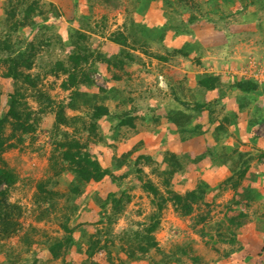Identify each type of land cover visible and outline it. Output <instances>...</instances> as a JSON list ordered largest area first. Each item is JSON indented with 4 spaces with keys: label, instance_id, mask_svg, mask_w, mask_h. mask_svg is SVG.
I'll return each instance as SVG.
<instances>
[{
    "label": "rangeland",
    "instance_id": "374dc122",
    "mask_svg": "<svg viewBox=\"0 0 264 264\" xmlns=\"http://www.w3.org/2000/svg\"><path fill=\"white\" fill-rule=\"evenodd\" d=\"M28 1L25 0L24 4ZM44 1L48 3L50 0ZM54 1L61 15L48 21L53 24L50 30H31L30 27H21L20 30L15 31L11 27L15 18L6 20L7 0H0V38L11 32L15 39L20 36L28 40L47 39V37L52 40L50 44H43L39 50L31 72L40 74L39 87L48 91L57 103L67 102L70 90L64 89L62 85L66 78L65 74H54L49 71L56 60L67 58L69 46L66 42L71 28H82L87 31L90 35L89 45L96 53L102 51L110 56L117 55L123 47L131 49L137 58L136 61L128 63L125 69L114 65L108 66L100 61L86 66V69L92 73L96 83L95 88L102 86L110 90L112 97L106 100V104L111 113L130 108L137 116L135 126L128 125L120 131L114 129L115 121H109L106 115L102 116L99 124L106 141L89 142L90 151L103 165L109 166L115 153L121 154L132 148L136 150L129 162L116 171L118 175H123L120 181L118 180L119 184L107 176L101 182L92 181L84 186L83 192L77 198L80 208L70 222L71 226L80 223L75 235L80 237V227H82L89 233L102 230L103 239L106 236L114 239L113 246H109L113 262L108 261L109 253L107 249H103L100 252L103 256L100 257L103 264H147L152 257L156 260L162 259L163 253L152 250L149 257L141 261L130 260L121 248V244H125L123 232L129 227H140L148 221L149 215L154 211L152 194L143 189L136 168L142 167L146 177L151 178L165 192L163 178L152 167H157L163 161L165 150L173 151L171 145L175 140L171 141L173 140L171 136L176 130L167 128L169 123L174 124L169 120L168 113L186 107L188 112L197 114L196 121L201 119L202 114L195 109L194 103L210 101L215 109L212 114L213 119L210 120L208 112L209 126L206 128L202 126L200 134L203 135V140L194 147L202 148V153L207 152L209 148L219 151L222 158H214V160H217V164H226L232 173L240 163L239 152L234 148H238L240 152H249L252 157L253 172L250 175L247 172L239 187L234 188L232 184L226 182L227 178H224L221 172L218 174L208 169L203 171L195 169L194 165L198 161H194V158L202 153L196 154L193 146L185 143L181 151H175L186 164L182 170L176 172L172 186L177 191L183 192L203 179L209 183L206 202L196 204L194 212L187 217L180 216L169 202L163 211L156 238L160 248L170 257L178 256L176 253L178 247L184 245L192 248V253L202 260L200 263H195L188 255L180 254V261L170 260V264H264V91L246 94L233 83L236 76L242 75L241 73L243 75L252 73L253 78L264 87V77L256 76L257 70L264 71V4H262L264 0L250 4L247 12H239L241 3L238 1L235 5H231L235 14L228 18H221L218 11L220 7L224 9L230 7V4L225 5L224 0H215V4L208 3V0H195L197 4L187 8L180 6L178 0H172L174 6L169 7L165 6L164 2L159 5L157 2L159 0ZM17 2L15 0L16 4ZM190 14L197 15L198 20L188 23ZM172 15L177 16L178 20H172ZM18 16H22V13ZM37 20L38 23L42 22L41 17H37ZM172 23L175 28L187 25L185 27L187 30L178 32L170 26ZM118 30L132 32L129 39L131 45L134 44V39L145 41L147 44L144 46L138 42L135 49L130 45L118 44L111 39V34ZM163 31L165 34L162 39L160 35ZM204 37L205 42L201 41ZM181 47H185L189 55L171 52ZM144 49L151 53L167 55L170 59L161 60L147 54ZM5 70L4 65L0 66L2 90L0 113L7 111L9 93L14 91V81L4 76ZM206 70L218 75H226L227 82H222L220 91L214 96L207 95L199 84L189 85L190 73L199 76L201 71ZM180 80L185 83L183 89L177 84ZM83 88L96 90L86 86ZM185 90H187L186 95H184ZM26 93L27 100L34 110V117L37 119V128L35 132L25 135L24 142L3 153L8 166L19 175L18 182L10 190V200L21 204L23 213L20 217V232L10 238L0 239V262L5 259L7 253L14 252L19 255L22 264H35L34 255L37 259L36 264H85L86 254L83 250L74 247L65 260L53 259L46 246V240L61 237L65 232L62 223L66 196L58 197L57 209L49 215H44L36 195L38 182L53 174L50 156L54 147L53 134L56 128L53 129V126L56 110L46 107L42 111L39 102L34 98L33 91L27 90ZM225 96L236 98L239 111L229 109L226 111L223 102ZM176 97L186 101L185 105ZM227 113L231 114L232 119L230 123H226L228 132H221V138L217 139L215 126ZM68 114L82 115L83 112L69 110ZM242 114H245L244 120ZM255 117L258 120L253 121ZM241 120L242 123H246L243 129L244 136H247L248 131L251 133V136L248 135V141L246 139L243 141L237 136L240 133L239 128H230V125L238 124ZM190 124L193 126V122ZM74 127L81 134H78ZM82 127L83 123L78 122L71 127L61 126V130H68L86 141L87 133ZM10 131L11 128L8 127V135ZM230 137L234 142L233 146L224 144V141ZM209 139L214 140V144H210ZM149 142L153 143L149 144ZM242 145H247L250 149L243 151ZM141 153L153 155L158 164L136 165L135 159ZM183 155L189 158L182 157ZM71 178L70 172H64L51 186L67 193ZM123 189L128 190L132 198L118 219L112 224L106 220V217L104 222H98L104 217L103 215L111 213V205H108L107 211L101 214L102 200L110 191L120 192ZM241 211L246 214L245 217L240 216ZM108 231L110 232L107 233ZM26 233L30 234L32 241L30 245L25 240ZM260 251L262 254L259 255Z\"/></svg>",
    "mask_w": 264,
    "mask_h": 264
},
{
    "label": "trees",
    "instance_id": "16d2710c",
    "mask_svg": "<svg viewBox=\"0 0 264 264\" xmlns=\"http://www.w3.org/2000/svg\"><path fill=\"white\" fill-rule=\"evenodd\" d=\"M17 1L16 4L15 0H7V5L5 6L7 13L6 20L10 21L15 18L11 26L15 31L20 30L21 27H30L31 30H50L53 24L48 23V21L61 15L59 7L54 0H50L48 3L44 0H27L26 4H24L25 0ZM238 1L241 3L239 12H247L250 4L253 5L258 2V0H224L225 5L230 4V7L227 9L220 7V10H218L220 11V17L228 18L233 16L235 12L232 9V4L235 5ZM157 2L159 5H162V2H164L165 6H174V1L172 0H159ZM208 3L215 4L216 2L215 0H208ZM21 4L22 6L20 7ZM178 4L186 8L187 6L194 7L197 1L178 0ZM19 13H22V16L19 17ZM37 17L42 18L41 23H38ZM177 18V16H171L172 20H178ZM196 20H198V16L195 14H190L187 19L188 23H194ZM170 26L175 28L173 23ZM184 26L186 27L187 25ZM185 27L175 28V30L184 32L187 30ZM164 34L165 31L161 32L160 37L162 39ZM131 35L132 32L118 30L111 34V39L121 45H130L133 49L137 48L136 44L138 42L144 46L147 44L145 41L142 42L141 40L134 39V44L131 45L129 42ZM13 36V33L7 32L5 37L0 38V66L4 65L6 67L3 73L4 76L12 78L14 81V91L9 93V107L6 112L0 113V239L10 238L18 234L21 229L20 217L23 213L22 205L10 200V190L18 182L19 175L8 166L3 153L9 148L17 146L18 143L24 142L26 134L36 131L37 119L34 117V110L27 100L26 93L27 90H31L33 91L34 98L39 102L42 111L46 107H52L56 110V120L53 126V129L56 128L53 134L54 147L50 156V167L53 170V174L46 179H41L37 184L36 195L40 203L39 206L42 208V213L49 215L52 211H55L58 204L57 198L66 196L63 212L64 222L62 223L65 232L61 237L46 240V246L53 259L62 258L65 260L74 247L78 250H83L86 254L85 264H103L100 259L103 256H101L100 252L103 249H107L109 253L108 261L112 263L109 246H113V238L106 236L103 239L104 231L99 230L95 233H89L87 229L82 227H80L81 235L77 237L75 233L79 230L78 226H80V223L71 226L70 222L80 208L77 198L83 192L84 186L92 181L101 182L107 176L118 183V180L120 181L123 175H118L116 171L122 169L129 162L131 155L136 150L132 148L121 154L115 153L112 157V164L109 166L103 165L99 158L89 149V142L91 141H106V136L100 127L99 119L106 115L109 121H115L114 129L120 131L125 126H135L137 116L133 114L134 110L130 108H125L121 112L111 113L109 106L106 104V100L112 97V94L109 92L110 90L102 86L95 88L96 83L92 77V73L86 69V66L100 61L106 63L108 66L114 65L120 69H125L128 63L136 61V55L131 49L123 47L117 55L110 56L102 51L96 53L89 45V33L82 28H71L69 39L66 42L69 46L67 58L56 60L50 66L49 71L54 74H65L66 78L63 80L62 85L64 89L70 90L69 100L57 103L48 91L39 87V82L41 81L40 74L31 72L35 66L39 50L43 44H50L49 42L52 40H49V37L47 39L34 38L28 40L20 36L15 39ZM144 51L164 61L170 59L167 55L151 53L147 49H144ZM171 52L174 54L182 53L185 56L189 55L185 47L173 49ZM222 82L220 75L211 72H203L197 77V83L204 91L216 90L221 87ZM233 83L241 92L246 94L252 92L262 93L264 91L261 83L253 77H243L235 80ZM83 86L96 90L90 91L84 89ZM176 98L185 105L186 101L179 99V97ZM1 102L2 90L0 87V109ZM194 107L199 113L207 108L210 120L213 119L212 114L215 112V109L212 102L196 101ZM69 110H80L83 114L69 115ZM196 115L188 112L186 107H181L168 113L169 120L177 126V131L182 140L202 133L203 124L197 122L198 119L195 121ZM231 120V114L227 113L216 124L215 137L217 139L221 138V132H228L226 123H230ZM252 120L256 121L258 118L255 117ZM78 122L83 123L82 130L87 133L88 138L86 141L82 140L78 135L70 133L68 130H61V126L71 127ZM191 122L194 123L192 127L189 126ZM8 127L11 128L9 135L7 134ZM74 128L78 134H81V132L77 131L76 127ZM208 150L194 158V161L201 160L207 154H210L212 158H222V154L219 151L213 148H209ZM234 150L239 152L240 163L233 173L227 177L226 182L237 188L250 169L252 157L249 152H240L238 148H234ZM182 157L189 158L187 155H183ZM139 163L154 166V164H158V161L151 154L141 153L135 159V164L138 165ZM185 164L184 159L175 151L167 149L163 152V161L157 167H152L163 178V185L166 187L165 192L151 178L146 177L142 167L136 168L137 177L142 182L143 189L152 194L154 211L149 215L148 221L140 227H129L122 234L125 244H121V248L130 260L141 261L149 257L152 250H157L163 253L162 259L156 260L152 257L147 264H162L163 262L164 264H170V260L179 262L181 259L180 254L188 255L195 263L202 261L198 255L192 253V248L184 245L178 247V252H176L178 256L172 255L170 257L160 248L156 238V232L161 225L163 211L169 202L173 204L175 211L182 217L190 216L194 212L196 204L206 202L209 183L203 179H200L193 188L183 192H179L173 188L172 180L176 172L182 170ZM64 172L72 174L67 193H63L51 186ZM131 198V193L126 189L120 192L110 191L101 202V214H103V211H107L108 205H111V213L103 215L104 217H101L98 222H104V218L106 217V220L110 224L114 223L124 211L126 204L131 201ZM240 216L245 217L246 214L241 211ZM24 237L28 245H30L32 243L30 234L26 233ZM258 254L260 255L262 252L260 251ZM34 263H37L35 255ZM0 264H22V261L19 255L9 252Z\"/></svg>",
    "mask_w": 264,
    "mask_h": 264
},
{
    "label": "crops",
    "instance_id": "0c3cea01",
    "mask_svg": "<svg viewBox=\"0 0 264 264\" xmlns=\"http://www.w3.org/2000/svg\"><path fill=\"white\" fill-rule=\"evenodd\" d=\"M253 26V25H252ZM196 27V26H195ZM246 28H248V27H246ZM197 29V28H196ZM205 40H206V38L204 37V38H201V41H203V42H205ZM191 56V55H190ZM239 65V64H238ZM238 65H236V66H238ZM204 71H201V73H203ZM205 72H209V71H205ZM212 73V72H211ZM242 75H238V76H236V80H239V79H241V78H243V77H247V78H249V77H253L252 75V73H249V74H244L243 75V73H241ZM221 76V78H222V81L224 82H227L225 79H226V75H220ZM197 77H198V75H195L194 73H190L189 74V79H188V81H189V85L190 86H197L198 85V83H197ZM187 81V80H186ZM187 83V82H186ZM178 85H181V87H182V89H183V87L185 86V83H184V81L183 80H180V81H178V83H177ZM263 84V83H262ZM220 88H218V89H216V90H213V91H204L205 93H207V95H212V96H214V95H216L217 94V92H219L220 90H219ZM227 90V89H226ZM239 91V90H238ZM235 92H237V91H235ZM240 92V91H239ZM186 93H187V90H185V92H184V95H186ZM236 94V93H235ZM208 100V99H207ZM223 102H224V108H226V111L229 109V110H232V111H239V109H240V107H239V105H238V101L236 100V98H233V97H229V96H225L224 98H223ZM201 114H202V117H201V119H198L197 120V122H200V123H202L203 124V126H204V128H206L207 126H209V123H208V117L207 116H209L208 115V110L206 109V111L204 110V111H202V112H200ZM200 114V115H201ZM224 116V115H223ZM222 116V117H223ZM242 116H244V118H243V120L245 119V114L243 115H241V117ZM222 119V118H221ZM241 119V118H240ZM243 121L241 120V121H239L238 122V124H234V125H230V128L231 129H236V128H239V130H240V133H238L237 134V136L239 137V138H241L243 141H245V139H246V141H248V139H249V137H248V135L249 136H251V133H249V131H248V133H247V136H244V134H243V129L245 128V125H246V123H242ZM191 127H192V125L191 124H189ZM193 125H194V123H193ZM169 127H167V128H174L176 131H174V135L172 134V136H171V138L173 139V140H171V141H174L175 140V143H173L172 145H171V148L173 149V151H181V148H182V146L186 143V144H191L192 146H193V149H194V152L197 154H199L200 152L202 153L203 152V149L202 148H199V149H197V148H195L194 147V145L196 146L197 144H199L200 142H201V140H203V135H197V136H194V137H192V138H188V139H186V140H182L181 139V136H180V134L178 133V131H177V127L176 126H174V124H171V123H169V125H168ZM227 126V125H226ZM243 126V127H242ZM241 127V128H240ZM173 129V130H174ZM164 130H166V129H164ZM161 131H163V130H161ZM252 132V131H251ZM157 137V136H156ZM176 137H177V139H176ZM170 138V139H171ZM210 141H208L210 144H214L213 143V141L214 140H212V139H209ZM151 143H153V142H151ZM150 142H149V144H151ZM216 143V142H215ZM224 144L225 145H231V146H233V144H234V142H233V140H232V137H230V138H228V139H226V141H224ZM170 147V146H169ZM242 149H243V151H247V150H249L250 149V147H248L247 145L245 146V145H242V147H241ZM240 148V149H241ZM201 149V150H200ZM216 161L217 160H214V158H212L211 156H206V157H203L201 160H199L194 166V168L195 169H197V170H201V171H203V169H208V170H212V171H214V172H217L218 174L221 172V174H223V176H224V178H227L228 176H230L231 174H232V172H231V170H230V168L226 165V164H217L216 163ZM199 166H201V167H205V168H200ZM253 169H254V167L253 166H250V169H249V171H248V175H250L252 172H253ZM223 178V179H224ZM194 187V186H193ZM193 187H188L187 189H191V188H193ZM187 189H185V190H187Z\"/></svg>",
    "mask_w": 264,
    "mask_h": 264
},
{
    "label": "built area",
    "instance_id": "2783aa9c",
    "mask_svg": "<svg viewBox=\"0 0 264 264\" xmlns=\"http://www.w3.org/2000/svg\"><path fill=\"white\" fill-rule=\"evenodd\" d=\"M256 74H257L256 75L257 77H261V78L264 77V71H263V69L257 70Z\"/></svg>",
    "mask_w": 264,
    "mask_h": 264
}]
</instances>
